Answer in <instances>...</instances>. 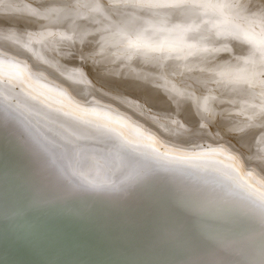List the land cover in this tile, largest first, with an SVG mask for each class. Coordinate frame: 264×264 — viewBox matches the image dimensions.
I'll return each mask as SVG.
<instances>
[{
  "label": "bare ground",
  "instance_id": "6f19581e",
  "mask_svg": "<svg viewBox=\"0 0 264 264\" xmlns=\"http://www.w3.org/2000/svg\"><path fill=\"white\" fill-rule=\"evenodd\" d=\"M69 5L76 6L77 11L54 13L55 19L36 37L18 35L13 42L20 49L27 46L31 54H50L62 41L65 44L60 52L66 53L76 47L72 43L77 41L73 35L76 17L87 10L94 13L96 33L108 25L110 37L120 40L116 45H97L93 36L80 48L88 67L77 69L81 68L83 57L70 63L66 83L75 82L81 92H89L85 102L43 91L38 82L23 84L0 77V99L5 97V107L17 109L25 116V110L33 106L45 122L47 111L63 113L65 134L61 135L73 156L71 160L62 158L61 162L68 165V173L74 174L53 168L56 158L47 159L23 134L13 131L15 125L11 121L0 116V264H71L103 259L128 264H260L264 214L240 195H245L244 190L264 201L261 179L255 184L247 178V183L240 182L242 176L237 177L236 172L217 163L195 161L190 164L213 171L211 176L223 180L238 196L219 195L197 187L166 169L133 186L138 189L135 195L130 194L131 187L123 190L120 198L83 188L102 183L108 179L107 172L122 177L142 161L141 155L168 162L185 159L175 155L177 147L183 140L188 143V136L190 139L200 127L198 118L205 114L210 122L217 106L218 117L221 112L234 113L232 107L259 94V104L248 115L245 126L233 127L237 140L252 137L253 129L249 127L260 118L256 116L264 101V43L261 38L263 45H258L260 35L251 25L264 20V0H69ZM251 16L256 19L250 22ZM240 18L249 20L246 26L251 24L248 28L244 22V32L241 26L240 32L236 29L239 25L235 27ZM59 27L63 29L57 31ZM144 32L146 36L142 37ZM255 39L257 46L253 47L249 42L256 45ZM246 43L251 49L246 48ZM244 47L249 51H243ZM258 71L260 76L256 77ZM49 75L58 78L54 70ZM252 75L257 79L254 78L255 86L247 83ZM178 80V86L173 84ZM12 86L19 88V101L14 106L6 100L12 97ZM170 86L176 90L171 92ZM183 107L196 110L198 118L194 112L180 114ZM260 134L264 138V128ZM156 135L170 139L167 147L156 148L167 140L161 138L160 142ZM202 136L205 144L207 134L205 139ZM83 140L99 142L102 150ZM207 140L212 144L209 135ZM263 140L259 139L263 148L258 152L254 153L255 147L246 149L245 154L251 153L257 160L258 170H254L255 161L248 160L254 161L253 166L247 162L253 169L244 166L248 171L243 176L252 175L249 170L264 174ZM220 141L216 143L226 142ZM182 147L188 146L184 143ZM196 152L198 157L204 156L198 148ZM186 157L191 156L187 153ZM260 174H256L257 179ZM69 207L77 214H58L60 209ZM96 223L106 226L116 251L85 250L80 246L97 238L92 230Z\"/></svg>",
  "mask_w": 264,
  "mask_h": 264
},
{
  "label": "rangeland",
  "instance_id": "374dc122",
  "mask_svg": "<svg viewBox=\"0 0 264 264\" xmlns=\"http://www.w3.org/2000/svg\"><path fill=\"white\" fill-rule=\"evenodd\" d=\"M243 1H246V0H243ZM75 10H76V6L71 7L69 5V0H0V44H1L0 45V58H1L0 59V77L2 79H6L9 81L18 80L19 82H21L23 84L38 82L39 83L38 87L43 91H50V92H53L57 95L64 96L68 99L77 98V100H80L81 102H85L87 96L89 95V92H86V91L81 92L79 90L77 83H75V82L66 83V81H67L66 78L69 76V72H70L68 70V68H70V66H71L70 63L74 60H77L79 57H83V63H81V68L78 67L77 69L83 70L86 67H88L89 62L86 58V55L83 52H81L80 48L85 47L86 43L89 42L93 36L96 37V39H97V45L104 44V43H107L108 45H116L120 40L119 38L117 39V37H114V38L110 37L111 29L108 27V25L100 33H96V31L93 30L95 17H94V13L92 10H90V11L87 10L81 16L78 15L76 17L77 26H76L75 30L73 31V35L76 37L77 41H76V43L72 42L76 45V47H74V49H71L70 51H68L66 53L60 52V47L64 46V44H65V42H62V41H59L56 43V46L54 48V52L50 53V54H42V53L31 54L28 51L27 46H23L20 49L17 47V44L13 42V39L18 35H21V36L26 35L29 38L35 36L36 33L40 32L43 28L47 27L48 23L50 24V21L54 18L52 16L54 13H58L60 15V14H65V13H72V12H75ZM223 14L225 15V12ZM253 18L254 19H252V16H251L252 20L249 18L250 22L256 19L255 17H253ZM240 19L245 20V21H241ZM240 19H239L240 23L237 22L238 24L235 25V27L239 25L236 28L238 31L245 28L246 20L249 21L247 18L246 19L240 18ZM225 21L227 22V24L230 23L228 18ZM244 22H245V26H243ZM254 22H255V24L252 23V25H251L248 23L247 26H249L248 28H250V25H251V27L253 25H255V27H253V30H254V28H255V30H258V28H260V31L258 30L260 33L256 32L255 30H254V32L258 33L260 35L259 36L257 34V36H259L260 39L261 38L263 39V43H264V38H263V36H264V28H263L264 27V23H263L264 20H262V22L260 20L254 21ZM257 22H259V23H257ZM260 22H261V24H260ZM60 23H62V22H60ZM256 23H257V25H256ZM56 25H58V24H56ZM261 25H263V26H261ZM240 26H241V29H238ZM51 27L54 30V32L56 33V30H55L56 27H55L53 22H52ZM61 28L62 27L57 28V31L61 30ZM262 29H263V32H262ZM244 30L245 29H243V32H244ZM253 30L250 31V33H253V34H251V35H253L252 38L254 37ZM147 32H151V31L149 30ZM147 32H144L142 34V37L146 36L145 33H147ZM261 32L263 33V35H261ZM247 33H248V31H247ZM150 34L149 35L147 34L148 35L147 38L150 37ZM251 35L246 34L247 37H250ZM257 36H256V38L259 39ZM249 39H250V41H252L251 38H249ZM262 39H261V41L258 42L259 46H261V44H262ZM26 40L28 42L32 41V40H29L28 38H26ZM200 41H202V40H200ZM257 41L258 40H256V45L253 42H249V44H252V46L253 45L257 46ZM246 44H247V45H245L246 48L248 46L249 49H251L252 46L251 45L249 46L248 43H246ZM246 48L243 51L248 52L249 50H246ZM52 70L57 72L58 78L54 79L52 76L49 75V73ZM32 71H33V73H32ZM259 73L260 72L258 71L257 76L255 73L253 75L256 77H259L260 76ZM253 75L251 76V78H253V79L250 80L251 79L250 78L249 81L247 82V83L250 82L248 85H250L252 83L251 86H255L254 83L256 81H254L255 77H253ZM262 76H264V75H262ZM33 77H35L36 81L33 80ZM255 80H257V79L255 78ZM41 82L43 84H41ZM179 82H180V80L176 81L173 84L178 86ZM56 85H57V87H56ZM60 87H61V89H60ZM12 90H13L12 97L6 98V100H7L8 104H11L14 106V105H17V103L19 101V99H18L19 97L16 95V93L19 92V88L12 86ZM169 90H171V92H173L176 89L173 88L172 86H170ZM58 91H59V93H58ZM261 91L264 93V89L263 90L261 89ZM173 97H175V96H172V98ZM3 98H5V97H2L0 99V104L2 105V107L0 108V116L2 115L1 116L2 118H6L5 113H6L7 107H5V105H4L5 102L3 101ZM182 99H183V97L181 96V100ZM259 100H260L259 94L257 96L254 95V97L249 99L246 103L232 107V110L235 111L234 113L232 111L231 112H225V113L221 112L219 114V117L216 116L217 113L220 112V110H219L220 108H219V106H217L213 110L214 119H212L210 122H209L208 118L205 116V114L202 115L200 118H198V116H197L198 114H197L196 110L194 111L193 109L185 108V107L180 108V111H179L180 114H184L187 112H194V115L197 116V118L200 120L199 121L200 127L197 130L192 132L193 135H195V133L197 135H195V137H193V135L192 136L190 135L191 141H189L190 139L188 136V138L186 140V141H188V143L184 142L185 140H183V142L185 143V146L187 145L189 148L188 147H182V145L184 146L183 142H181V145H179V146L177 145L179 148L182 147V148H180V152L182 151L183 153L182 152L180 153L179 148L177 147V149H178L177 151L180 154L175 151L176 152L175 155H178V157L179 156L181 157V155H182L183 157H185V159L184 158H180V159L176 158L175 161L168 162V161H163L162 159L159 160L157 158H152L150 156H147L146 158H144V156L141 155L140 159L142 161L140 163H137L135 166L130 167L128 169V171L125 173V175H123L122 177H116L113 175H108L109 173L108 174L106 173V177H108V179H106L102 183L93 185V187H92L93 191H101V192L108 193V194L113 193V194H115L114 196H116V197H122L124 195L123 190L130 189V187L132 188L133 186L141 183V181L143 179L157 173V171H159V170L169 169V170H171L172 173H174L178 177L184 179L189 184L195 185L197 187H201L203 189L210 190L212 192H216L219 195L220 194L221 195H235L237 197L238 193L234 192L233 189H231L227 183H225L223 180H221L219 178H216L215 176L214 177L211 176L212 174L213 175L215 174L213 171L200 168V167L193 165V164H190V163L195 162V161H201L203 163L208 162V161L214 162V163H217L223 169H227V170H231L232 172H236L237 177L240 178L242 176L239 180L240 182H242L244 180L243 182L247 183V181H248V182H250V184H255L254 183L255 180H259V181H255V182L264 181V174L261 173L262 174L261 175L260 173H257V171L256 172L254 171L257 168L256 167L257 160H254L255 157L252 156L251 153L249 155L245 154L247 148H251V149L253 148L254 149V147H255V149H257V150H255L254 153L258 152V150L260 148H263V147H261L262 146L261 142L259 143V139L260 138L262 140L264 139L263 135L260 134V132L264 128V117H263L264 116V101L261 102V108L259 109L261 114L257 111L258 112L257 114L259 116H256V118L257 119H258V117H260V118L252 126L249 127L250 128L249 130L253 129L252 137L249 136L251 138L246 137L245 139L237 140L235 138V134H233L234 131L236 130L237 126H239V125H241V126L243 125V127L245 126V124L248 122L247 121L248 115L251 113V111L253 109H256L255 107L258 106ZM181 103H183V102L181 101ZM198 110H200V109H198ZM206 123H208L209 126ZM234 124H236L235 129L233 128L235 126ZM218 127H222V129L217 130ZM129 128H130V126H129ZM215 130H217V131H215ZM202 133L204 134V137L202 136L203 135ZM205 134H207V137L209 135L212 138V140L213 139H215L216 141L221 140L220 143L226 141L225 142L226 144L225 143L218 144V143H216V141L210 140V142H212V144H211L208 142L209 140H207V137H206L205 141H207L210 145L209 144L205 145L207 142H205V144H203V142H204V141H202L203 139L202 138L200 139V135L205 139ZM198 135H199V137H198ZM159 136H157V137H159ZM177 137H178V135H177ZM180 137L183 138L184 136H180ZM191 137L193 138V140ZM161 138H163V137L160 136V139L158 138V141H160V142L163 141ZM182 138H179V140ZM165 139H167V138H165ZM167 140H165L166 142L163 141V143H165L164 145L161 142L162 146L161 147L157 146L156 148L159 147V149H163L162 147H164V146L167 147L168 144L166 145V143H169L170 139L168 140V142H167ZM192 141L194 143H192ZM83 142L88 146H96V148H100L102 150V146L99 145L100 144L99 142H97V144H94L93 142H91L89 140H86V141L83 140ZM189 142H191V143H189ZM213 142H215L214 145H213ZM195 144H196V146H195ZM198 144H199V146L197 147ZM202 145L204 146V148L202 147ZM212 145L214 146V148L215 147L216 148L215 149L212 148L213 147ZM200 146H201V149H200ZM208 146L211 148H208ZM192 147L194 148V151L191 150V149H193ZM116 148L121 149L120 146H116ZM197 148H198V151H200L202 153L204 152L205 149L208 150L209 152L208 151L206 152V150H205L203 155L204 156L209 155V156L204 157V156H201L202 153L201 154L199 153L201 157H198V152H196L197 157H195L194 152L197 150ZM181 149H183L185 151V153L187 151L188 155H190L191 157H186L187 153L185 154L184 151ZM187 149L190 152L192 151L191 152L192 154H189L190 152H188ZM211 149L212 150L214 149V151H212ZM217 149H220L221 151H219ZM241 149H242V151H241ZM173 150L174 149H172V152H173ZM234 153H235V155H233ZM184 155H186V156H184ZM192 155H193V157H192ZM246 155L248 158L246 157ZM192 158H193V160L194 159L195 160L192 161ZM205 158H207L208 160ZM252 159L255 162L252 161L249 163L248 160H252ZM217 160H218V162H216ZM226 161H227V163H226ZM247 162L249 163L248 165H250V166H253L254 163H256V164H254V167H255L254 170H249L252 175L248 174V177L247 176L245 177L243 175H247L248 170H244V168L246 167L245 169H253L252 167L250 168V166L247 165ZM228 165H231L233 168L231 166H228ZM229 167H230V169H229ZM234 169H235V171H234ZM243 170L245 171V173L243 172ZM256 170H258V169H256ZM256 174L261 175V176H258L259 179L256 178ZM253 177H255L256 179ZM251 178H253V179H251ZM61 179L63 180L65 178H61ZM260 179H261V181H260ZM136 192H138V189L135 187V188L131 189L130 194L135 195ZM242 192H244L245 195L241 194L240 197H242L244 200H247L248 202H251V203L253 202V204L255 206H258L260 209H262V205H264V201H262V200L258 199L257 197L249 194V192H245L244 190H242ZM124 199H125V197H124Z\"/></svg>",
  "mask_w": 264,
  "mask_h": 264
},
{
  "label": "water",
  "instance_id": "95a60500",
  "mask_svg": "<svg viewBox=\"0 0 264 264\" xmlns=\"http://www.w3.org/2000/svg\"><path fill=\"white\" fill-rule=\"evenodd\" d=\"M1 107L2 105L0 104ZM25 111L27 114L24 116L17 109H6L5 117L15 125L13 131L18 134H23L22 136H25L27 142L41 151L47 159L51 160L56 158L58 161L54 163L53 168L67 172L68 165L62 164V158L71 160L73 155L71 154V147L63 139V135H61L62 133L65 134V125L62 123V119L64 118L63 113L54 110L47 111L44 117L48 118V120L45 122L44 119L39 117L40 115L35 107H29ZM68 174L74 175L73 173ZM87 185L83 189L93 191V185ZM110 195L115 194L112 193Z\"/></svg>",
  "mask_w": 264,
  "mask_h": 264
},
{
  "label": "snow or ice",
  "instance_id": "6c2138e0",
  "mask_svg": "<svg viewBox=\"0 0 264 264\" xmlns=\"http://www.w3.org/2000/svg\"><path fill=\"white\" fill-rule=\"evenodd\" d=\"M98 131H100V129H98ZM71 136V134H69V137ZM58 214H62L65 216H71L76 213V210L74 208H64V209H60ZM262 214H264V205H262ZM92 230L94 232H96L97 238L92 242V243H84L82 246L85 250H95V251H100V252H104L106 250V248L111 249L112 251H116V249L112 246L113 242H112V238L110 237V235L108 234L107 228L105 225L103 224H93L92 226ZM79 244V242H76ZM131 241H129V246H131ZM71 264H128V262L126 261H120V260H114V259H103V260H89V261H72ZM260 264H264V250H262V258L260 261Z\"/></svg>",
  "mask_w": 264,
  "mask_h": 264
}]
</instances>
